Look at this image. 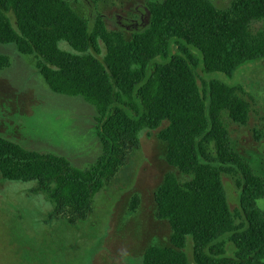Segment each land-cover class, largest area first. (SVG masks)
Returning a JSON list of instances; mask_svg holds the SVG:
<instances>
[{"label":"trees","instance_id":"16d2710c","mask_svg":"<svg viewBox=\"0 0 264 264\" xmlns=\"http://www.w3.org/2000/svg\"><path fill=\"white\" fill-rule=\"evenodd\" d=\"M146 10L147 27L127 40L108 30L100 14L91 26L69 0H0V44L35 58L53 93L91 107L102 146L99 160L82 170L0 135V174L33 183L30 193L53 206L48 218L76 228L92 221L96 196L140 150V133L167 123L158 136L172 170L155 193V215L169 224L171 246L148 248L143 264H191L189 239L194 264H264V211L257 206L264 178L233 149L225 122L228 116L246 126L251 103L219 81L201 90L197 72L202 65L205 73L232 76L264 60V0H233L224 10L211 0H162ZM61 42L73 53L61 50ZM10 65L0 55V71ZM223 175L239 177L236 214Z\"/></svg>","mask_w":264,"mask_h":264},{"label":"rangeland","instance_id":"374dc122","mask_svg":"<svg viewBox=\"0 0 264 264\" xmlns=\"http://www.w3.org/2000/svg\"><path fill=\"white\" fill-rule=\"evenodd\" d=\"M69 1L91 26L100 14L108 30L130 40L147 27L148 3L162 0ZM214 1L219 8L229 4V0ZM100 45L103 55L105 45ZM59 48L73 53L66 42ZM0 55L11 59L10 67L0 71V135L28 149L62 156L82 170L94 165L102 155L94 110L81 98L53 93L38 72L36 59L21 55L16 46L0 44ZM197 72L201 90L219 81L237 88L239 96L251 103L246 126L228 116L225 122L233 149L264 178V60L247 62L232 76L205 73L202 65ZM166 126L140 133V150L114 184L96 196L92 221L76 228L48 218L53 206L45 195L30 193L33 183L8 181L0 174V264H143L148 248L170 247L171 228L155 215V193L172 170L166 144L158 136ZM178 178L185 181L179 173ZM237 179L222 176L233 214L239 212ZM257 206L264 211V199ZM192 247L189 239L186 253L194 264ZM234 249L227 239V252Z\"/></svg>","mask_w":264,"mask_h":264},{"label":"crops","instance_id":"0c3cea01","mask_svg":"<svg viewBox=\"0 0 264 264\" xmlns=\"http://www.w3.org/2000/svg\"><path fill=\"white\" fill-rule=\"evenodd\" d=\"M211 1L214 3V5H215L217 8H219V7L216 5V3H215V1H214V0H211ZM232 1H233V0H232ZM232 1H231V0H229V4L227 5V7H225V8H219V9H222V10H224V9L228 8V7L231 5Z\"/></svg>","mask_w":264,"mask_h":264}]
</instances>
